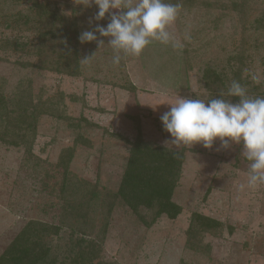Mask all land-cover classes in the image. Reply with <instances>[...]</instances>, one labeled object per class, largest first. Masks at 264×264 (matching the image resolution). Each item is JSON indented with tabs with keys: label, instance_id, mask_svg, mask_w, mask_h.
<instances>
[{
	"label": "rangeland",
	"instance_id": "rangeland-1",
	"mask_svg": "<svg viewBox=\"0 0 264 264\" xmlns=\"http://www.w3.org/2000/svg\"><path fill=\"white\" fill-rule=\"evenodd\" d=\"M39 1L62 8L58 14L66 17L55 21L56 29L65 21L64 26L72 32L75 24L72 43L67 46L71 52L72 44L77 46L79 61L96 53L89 65L79 62L78 76H69L59 71L68 68L59 39H42L39 28L23 24L8 27L4 18L0 23V91L4 97L9 99L28 86L35 100L63 92L65 113L72 118L69 122L76 124L69 127L63 119L41 116L32 153L0 138V257L30 222L38 221L62 224L59 235L44 238L50 250L48 263L70 264L78 253L71 250V244L83 231L93 238L105 234L95 248L93 264H264V185L240 191L239 185H246L250 164L242 154V144L217 150L218 138L211 149L202 143L177 149L169 143L168 148L185 151L182 175L173 192L182 212L175 219L163 214L149 226L121 200L110 213L97 203L86 220L77 217L73 208L81 191L65 207L61 192L64 177L56 166L62 149L75 147L68 180L87 182L83 184L87 189L97 186L103 198L111 200L108 194L119 188L129 142L138 136V125L145 141L165 146L171 134L164 131L160 116L178 97L207 101L211 95L203 78L207 66L221 73L218 95L237 80L248 88L249 95L264 97V28L253 25L264 13V0H249L251 10L244 20L238 11L220 7L228 0H208L212 7L201 0L194 5L181 0L180 15L169 30L185 47L175 50L153 42L139 57L129 56L119 65L112 63L109 38L101 37L105 45L99 49L95 41L81 44L78 39L82 31L97 23L106 27L110 22L106 14L105 19L89 24L98 6L85 8L73 0ZM33 4L34 0L0 1V16L13 19L28 13ZM53 20L48 17L40 25L41 32L52 28ZM185 34L191 39L185 40ZM16 39L27 45L15 48ZM21 62L29 64L20 66ZM251 72L261 75V84L252 82ZM130 84L135 90H128ZM75 128L82 130L77 134ZM79 135L85 144L78 143ZM197 215L219 225L200 229L197 225L203 220L196 219V223Z\"/></svg>",
	"mask_w": 264,
	"mask_h": 264
},
{
	"label": "trees",
	"instance_id": "trees-1",
	"mask_svg": "<svg viewBox=\"0 0 264 264\" xmlns=\"http://www.w3.org/2000/svg\"><path fill=\"white\" fill-rule=\"evenodd\" d=\"M0 1L7 4L11 0ZM14 1L21 2L28 0ZM176 1L180 3L181 0H175L174 3H177ZM189 1L190 4L194 5L198 3L199 0ZM207 1L208 0H201V3H207L210 7L214 5ZM220 7L238 11L241 20L247 18L251 10L249 0H228L227 3L223 2ZM61 9L59 5L52 4L49 1L40 2L39 0H34V4L28 13L18 15L13 19H10L7 15L6 17L0 16V23L4 18V22L7 23L8 27L16 25L21 26V24H23L27 28H39L40 32L38 35L42 39H59V44L61 47L63 46L64 49L61 57L65 58L68 67L65 70L60 68L59 71L75 77L81 72L79 50L76 45L72 44L73 52H71L72 50H70L63 41H70L72 43V33L76 32V26L72 24L74 28L71 32L68 26H64V21L62 23L63 25L60 24V27L56 29L57 25H55V21L62 19V17H66L65 14H63V16L62 13L58 14ZM48 17H54V26L41 32L40 25ZM253 25L256 28H264V13L261 17L255 19ZM24 43L16 39L13 45L15 48L19 49L20 46L24 48ZM10 44L12 43L8 45ZM185 52L187 54V49H185ZM38 53H43L42 49L40 52L38 51ZM19 64L20 66H27L29 63L21 62ZM30 66L33 65L31 64ZM203 78L206 80L205 85L211 92L207 100L219 98L217 89L219 92L220 85L223 84L221 73L216 68L207 66L203 71ZM129 86L128 90H135L136 88L134 84H130ZM65 96V93L59 92L58 96L48 97L44 100H35L36 96L32 94V90H30L28 86L20 90L17 95H13L9 99H6L0 91V138L11 146L16 148L24 147L27 153H32L38 135V122L41 116L50 115L59 120L63 119L67 122L69 127H73L76 124L73 121L69 122L72 118L65 113V105L63 104ZM234 98L235 100L238 99V97ZM129 117L139 120L138 116L136 118L134 115ZM83 120L87 122L86 119ZM80 129L75 128L77 134ZM81 136L82 135H79L80 139L77 137V141L80 140L78 142L80 144L84 141L83 143L85 144V139L81 140ZM129 144L130 153L120 180L119 188L116 192L108 194L111 196V200H107L108 197L103 198V194L97 189V186H93L92 189H87L83 186V184L87 182H71L74 180H68L67 176L71 173L70 162L73 159L75 147L66 146L63 148L56 166L62 169L64 177L61 184V192L63 193V200H66L65 207H69L68 203L70 199L74 198L81 191L80 197H77L78 201L73 211L77 212V217L83 216L84 220H86L87 213L92 206L97 203V206L99 204L100 206H104L108 213H110L116 202L120 200L147 226L151 225L163 214L171 219H175L182 212L181 206L173 200V192L182 175L185 151L183 149L174 150L162 145H152L148 143L143 139L140 125H138V136L134 141L132 140L129 142ZM196 219L200 221L203 220L202 226L200 222L197 225L200 229L211 230L214 226L216 227L219 225L218 221L209 217L206 218L202 215L194 217L195 222ZM61 229V223L43 224L38 221L30 222L18 235L15 241L5 250L0 257V264L48 263L50 250L48 248V242L44 241V238L46 236L59 235ZM104 238L105 234L103 232H101V235L93 238L86 232L80 231L79 238L75 240V243L71 244L73 245L71 250L77 251L78 253L76 255L77 257L75 256L76 258L74 257L71 259L70 264H93L95 248ZM48 264L59 263L55 260Z\"/></svg>",
	"mask_w": 264,
	"mask_h": 264
},
{
	"label": "clouds",
	"instance_id": "clouds-1",
	"mask_svg": "<svg viewBox=\"0 0 264 264\" xmlns=\"http://www.w3.org/2000/svg\"><path fill=\"white\" fill-rule=\"evenodd\" d=\"M75 5L90 8L95 4L98 12L89 17V24L109 18L107 26L96 24L91 30H84L78 39L81 44L95 41L98 49L107 44L113 50L112 63L119 65L129 56L139 57L153 42L170 45L182 50L185 45L169 29L177 21L183 7L181 3H166L165 0H73ZM96 33H99L97 36ZM185 40L191 36L185 34ZM67 46V41H63ZM95 53L80 59L82 65H89ZM253 83L261 84V75L251 72ZM227 97H238L233 102ZM170 110L160 116L164 131L171 134L165 140L177 149L202 143L205 148H213L217 138L220 149L227 150L231 144H242V154L250 162L247 182L240 184L257 189L264 185V97L249 95L248 88L237 80H232L227 92L221 91L219 98L191 99L178 97Z\"/></svg>",
	"mask_w": 264,
	"mask_h": 264
}]
</instances>
